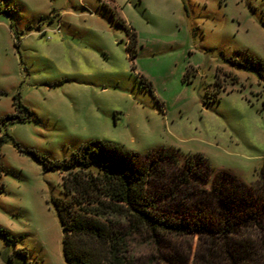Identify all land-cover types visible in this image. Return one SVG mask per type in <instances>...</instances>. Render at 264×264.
Here are the masks:
<instances>
[{"label":"rangeland","instance_id":"obj_1","mask_svg":"<svg viewBox=\"0 0 264 264\" xmlns=\"http://www.w3.org/2000/svg\"><path fill=\"white\" fill-rule=\"evenodd\" d=\"M0 139V264H67L63 165L91 140L174 152L153 188L189 186L159 208L211 223L133 233V264H264V0H0Z\"/></svg>","mask_w":264,"mask_h":264},{"label":"trees","instance_id":"obj_2","mask_svg":"<svg viewBox=\"0 0 264 264\" xmlns=\"http://www.w3.org/2000/svg\"><path fill=\"white\" fill-rule=\"evenodd\" d=\"M17 109L28 113L19 103ZM179 160L172 151L139 155L100 140H91L74 151L63 165L61 184L66 199L56 203L57 216L64 229V261L67 264H133L129 248L133 233L144 231L158 237L184 235L193 229L209 230L211 223L205 221L201 206H194L202 216L200 224L192 218L173 221L159 208L160 201L175 199L177 193H183L184 187L189 186V174L184 172L175 176L163 192H155L153 188L155 178L163 175L161 165L177 164ZM184 160L190 163L192 158ZM197 161L200 163L202 159ZM1 187L0 183V190ZM3 233L0 228V234Z\"/></svg>","mask_w":264,"mask_h":264},{"label":"water","instance_id":"obj_3","mask_svg":"<svg viewBox=\"0 0 264 264\" xmlns=\"http://www.w3.org/2000/svg\"><path fill=\"white\" fill-rule=\"evenodd\" d=\"M64 233V229H62V234Z\"/></svg>","mask_w":264,"mask_h":264}]
</instances>
